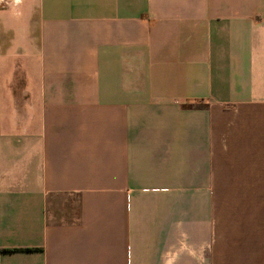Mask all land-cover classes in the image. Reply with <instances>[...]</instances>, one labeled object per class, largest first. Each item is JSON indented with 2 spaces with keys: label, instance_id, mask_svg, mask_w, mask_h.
Here are the masks:
<instances>
[{
  "label": "crops",
  "instance_id": "obj_1",
  "mask_svg": "<svg viewBox=\"0 0 264 264\" xmlns=\"http://www.w3.org/2000/svg\"><path fill=\"white\" fill-rule=\"evenodd\" d=\"M0 264H264V0H0Z\"/></svg>",
  "mask_w": 264,
  "mask_h": 264
},
{
  "label": "rangeland",
  "instance_id": "obj_2",
  "mask_svg": "<svg viewBox=\"0 0 264 264\" xmlns=\"http://www.w3.org/2000/svg\"><path fill=\"white\" fill-rule=\"evenodd\" d=\"M50 211V212H49ZM52 212H51V209L50 210H48V217H50V219L51 218H58V216H56L55 214H51Z\"/></svg>",
  "mask_w": 264,
  "mask_h": 264
}]
</instances>
